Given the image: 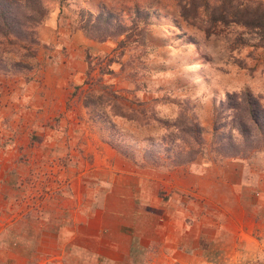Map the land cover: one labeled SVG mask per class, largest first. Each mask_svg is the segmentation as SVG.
Masks as SVG:
<instances>
[{
  "label": "rangeland",
  "instance_id": "obj_1",
  "mask_svg": "<svg viewBox=\"0 0 264 264\" xmlns=\"http://www.w3.org/2000/svg\"><path fill=\"white\" fill-rule=\"evenodd\" d=\"M208 1L205 8L202 0H40L46 15L29 25L30 37L0 19V264H8V221L28 223L21 211L39 217L56 208L72 217L63 213L70 173L93 175L86 190L94 201L110 188L102 172L133 169L146 173L160 226L130 250L117 238L113 262L97 255L69 262L65 253L47 264H264V142L247 158L208 147L228 93L249 90L264 101V45L243 24L219 21L215 7L224 0ZM227 1L226 12L255 2ZM1 9L19 19L30 4L6 1ZM108 90L115 101L88 96ZM189 118L203 126L207 146L172 167L188 149ZM8 174L16 180L9 188ZM200 236L206 245L197 248ZM36 255L35 247L30 264H39Z\"/></svg>",
  "mask_w": 264,
  "mask_h": 264
},
{
  "label": "crops",
  "instance_id": "obj_2",
  "mask_svg": "<svg viewBox=\"0 0 264 264\" xmlns=\"http://www.w3.org/2000/svg\"><path fill=\"white\" fill-rule=\"evenodd\" d=\"M44 146L45 144H41L40 148H44ZM104 162L108 163V160H100L99 163ZM107 165L109 166V164ZM79 176L76 177V180L74 173L69 174L71 185L66 199L64 198L66 204L63 213L66 215L70 213L72 217L63 219L55 208L49 212L43 211L39 217L32 216V213L28 211H21V222L23 220L28 222L26 226L18 224L17 218L8 221V264H30L35 247L39 264H47L52 261L61 263L59 259L63 258L65 253V256L69 257L65 259L69 262H71L70 257L87 262L96 255L97 258L113 262L115 260L109 256V253H112L110 248L115 247L117 238L127 239L130 250L133 241L142 237V233H145L148 228L151 231L156 226H160V223L154 218V205L148 198V186L146 180L143 179L146 173L137 169L118 174L114 170L107 173L102 172L99 175L102 179L98 177L110 188L104 196L96 198L94 201L91 198L88 200L86 190L93 175L88 179L83 175ZM11 177L8 174V188L16 182ZM78 181L84 183L86 187L83 192L77 193ZM8 211H12V209H8ZM98 216L103 217L101 223ZM93 229L96 230L93 231ZM184 229L186 228L182 225L180 237ZM203 240V237L200 236L197 248L206 245ZM184 241L181 238L178 242L182 249L189 247L188 241ZM94 245L98 248L97 250L93 249Z\"/></svg>",
  "mask_w": 264,
  "mask_h": 264
},
{
  "label": "trees",
  "instance_id": "obj_3",
  "mask_svg": "<svg viewBox=\"0 0 264 264\" xmlns=\"http://www.w3.org/2000/svg\"><path fill=\"white\" fill-rule=\"evenodd\" d=\"M6 1L12 2L14 0H0V3ZM26 1L30 4L29 14L25 13L22 18L16 19L14 16H11L12 12H6V10L1 9L0 19L8 21V28H11L15 33L28 34L30 37L32 34L34 35L35 31L33 29L29 30V25L39 23L46 15V9L42 6L40 0ZM224 1L228 2L227 0ZM224 1H222L221 7H215L220 8L219 15L221 19L219 21H222L224 24L228 22L243 24L253 34H259L261 43L264 45V2L255 0L253 7H247L245 3L239 1L231 11L226 12L227 8L223 6L228 3ZM32 2L33 4H31ZM202 2L205 4V8L209 6L210 2L208 0H202ZM190 6L196 9L195 2L190 1ZM226 14L231 16L232 19L230 21L227 20ZM188 19L192 20V17L189 16ZM215 19V16L210 17L207 26ZM17 24L27 27V30L16 31L17 28L15 27ZM103 88L107 89L106 86H103ZM93 93L90 92L88 96H96L97 100L103 97L115 101L118 97L117 92L112 90L101 92L97 95ZM89 97L86 103L89 101ZM187 127L182 131L185 134V142L188 144V149L182 148L178 152V156L169 164L172 167L191 163L202 152L203 146H207L205 144L207 142L203 137L204 128L201 124L189 118L187 119ZM263 142L264 101L261 102L249 90L228 93L226 98L215 109L211 140L208 143L209 149L222 158H247L254 151L260 150ZM209 160H214L215 162L216 159L211 157Z\"/></svg>",
  "mask_w": 264,
  "mask_h": 264
}]
</instances>
